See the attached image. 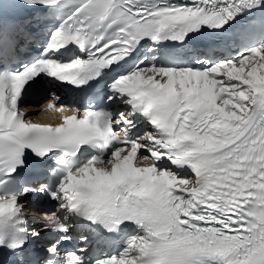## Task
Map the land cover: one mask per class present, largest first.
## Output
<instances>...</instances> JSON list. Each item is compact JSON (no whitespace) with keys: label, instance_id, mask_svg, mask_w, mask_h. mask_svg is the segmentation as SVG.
<instances>
[{"label":"snow or ice","instance_id":"1","mask_svg":"<svg viewBox=\"0 0 264 264\" xmlns=\"http://www.w3.org/2000/svg\"><path fill=\"white\" fill-rule=\"evenodd\" d=\"M0 264H264V0H0Z\"/></svg>","mask_w":264,"mask_h":264},{"label":"bare ground","instance_id":"2","mask_svg":"<svg viewBox=\"0 0 264 264\" xmlns=\"http://www.w3.org/2000/svg\"><path fill=\"white\" fill-rule=\"evenodd\" d=\"M22 108L30 113L28 119L34 120V121H40V122H54L55 121V114L52 112H45L42 111L43 105H37V104H27L24 103V106ZM36 215V214H35Z\"/></svg>","mask_w":264,"mask_h":264}]
</instances>
